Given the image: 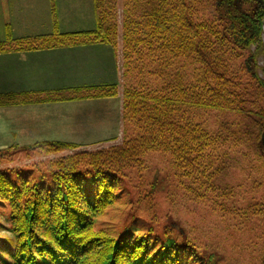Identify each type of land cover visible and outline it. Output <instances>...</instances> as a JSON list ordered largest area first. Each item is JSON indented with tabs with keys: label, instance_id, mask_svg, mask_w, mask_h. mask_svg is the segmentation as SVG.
I'll return each mask as SVG.
<instances>
[{
	"label": "trees",
	"instance_id": "1",
	"mask_svg": "<svg viewBox=\"0 0 264 264\" xmlns=\"http://www.w3.org/2000/svg\"><path fill=\"white\" fill-rule=\"evenodd\" d=\"M93 6L94 29L64 32L56 21L52 33L14 38L8 26L0 53L121 48L123 91L118 84L90 86L53 102L120 96L134 137L90 151L69 142L37 144L45 155L72 152L51 161L49 176H41L50 184L0 169V264H215L210 247L180 222L161 230L152 206L148 218L118 232L98 229L97 217L128 193L131 170L161 153L189 177L196 200L234 221L228 229L264 219V196H256L264 188V0H122L121 34L118 1ZM14 95L0 97V106L21 103ZM232 169L243 174L237 185L225 181ZM241 192L254 194L244 208L219 202ZM259 256L264 264V249Z\"/></svg>",
	"mask_w": 264,
	"mask_h": 264
},
{
	"label": "rangeland",
	"instance_id": "2",
	"mask_svg": "<svg viewBox=\"0 0 264 264\" xmlns=\"http://www.w3.org/2000/svg\"><path fill=\"white\" fill-rule=\"evenodd\" d=\"M117 1L116 19L121 34L122 0ZM53 6L55 14L52 12ZM56 21L64 32L94 29L96 19L93 0H0V42L6 39L8 26L11 28L14 38H21L52 33ZM113 52L120 59L122 74L121 83L118 84L116 80L113 83L118 84L120 91H123L125 79L123 78L122 50L120 48V50ZM16 94H13L14 97L11 100H16L15 98L19 97L21 103L0 106V112L5 113L12 107H15L13 109L16 112L14 118L8 114L2 115L0 127L8 131L15 128L21 133H28L31 115H27L25 108L38 104L33 100L43 98L54 103V100L60 98H70L74 91ZM0 95V97H6L5 94ZM0 102L4 101L0 100ZM56 102L66 103L70 101L63 99ZM85 111V109L80 110V112ZM65 117L69 119L70 123L68 129L65 130L66 132L60 135L51 132L47 133L45 139L20 138L5 148H0L1 154L11 155H7L10 159L0 161V169H6L5 171L10 173L14 179L17 178L18 174H30L34 182L50 184V179H41V176H49L50 169L47 167L51 166V161L61 156H68L72 152H62L57 156L45 155L36 149L37 144L42 145L52 141L69 142L81 146L80 150L82 151H90L119 146L125 135L134 137L132 136L134 131L132 132L131 124L123 120L118 99H114L109 106L104 103L102 105L94 104L90 108V119L93 120V123L77 117L76 125H73L71 116L65 115ZM55 118L49 115L45 116L47 121ZM108 122H111L109 131H94L95 127L99 130L106 129ZM75 126L81 127L82 130H75ZM5 135L0 133L1 138ZM9 137L14 138L15 133H10ZM143 160L144 163L141 168L132 169L128 178L125 179L128 193H124L118 203L97 217L98 229L109 233L112 230L118 232L130 225L135 219L145 220L148 218L150 206H152L153 213L156 212L160 220L158 226L161 230L172 219L180 222L187 229L186 232L191 238H197L202 245L206 244L210 247L212 253L219 259L214 261L215 264H262V258L259 255L260 251L264 249V219L252 217L249 222H243L242 230L228 229L226 225H233L234 221L225 220L208 203L196 200L188 191V188L192 187L191 180L189 177H183L180 171L172 167L168 156L161 153H150ZM157 181H160L159 189L157 188L153 192L152 184ZM225 181L231 185H237L243 181V174L239 169H232ZM246 189L247 186L241 190L245 191ZM253 195L241 192L237 197L229 198L228 201L219 199V202L226 207L244 208ZM256 196H264V188L257 192ZM173 232L179 233L175 228Z\"/></svg>",
	"mask_w": 264,
	"mask_h": 264
},
{
	"label": "crops",
	"instance_id": "3",
	"mask_svg": "<svg viewBox=\"0 0 264 264\" xmlns=\"http://www.w3.org/2000/svg\"><path fill=\"white\" fill-rule=\"evenodd\" d=\"M120 63V59L109 46L100 44L63 46L50 51L0 53V94L85 91L90 90L87 89L90 86L114 84V80L118 81L119 84L122 81ZM114 99L119 100L122 110L120 96L108 99H88L28 106L25 108L27 115H31L28 133H21L15 128L8 131L0 127V133L4 135L15 133L14 138L9 137V134L0 137V148H5L12 144L11 142L20 138L45 139L47 133L55 132L60 135L66 132L65 130L68 129L70 121L65 115L71 116L73 125H76L77 117L93 123V120L90 119V108L94 104L102 105L103 103L109 106ZM13 108L15 107L5 113L0 112V117L8 114L11 118H14L16 112ZM81 109L86 111L80 112ZM46 115L56 118L47 121L45 119ZM110 128L111 122L107 124L106 129L99 130L95 127L94 131L107 132ZM75 130L81 131L82 129L75 126Z\"/></svg>",
	"mask_w": 264,
	"mask_h": 264
}]
</instances>
